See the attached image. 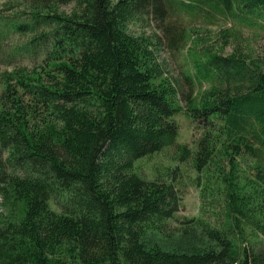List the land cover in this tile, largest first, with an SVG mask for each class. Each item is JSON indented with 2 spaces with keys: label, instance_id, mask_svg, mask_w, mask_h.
Listing matches in <instances>:
<instances>
[{
  "label": "trees",
  "instance_id": "trees-1",
  "mask_svg": "<svg viewBox=\"0 0 264 264\" xmlns=\"http://www.w3.org/2000/svg\"><path fill=\"white\" fill-rule=\"evenodd\" d=\"M173 7L264 30V0L1 2L0 197L18 215L0 223V264H264V59L194 41L181 92L157 54L192 39L165 23ZM179 112L200 136L175 155L193 159L201 209L219 206L212 248L148 235L179 210L180 176L135 162L175 145Z\"/></svg>",
  "mask_w": 264,
  "mask_h": 264
},
{
  "label": "rangeland",
  "instance_id": "rangeland-1",
  "mask_svg": "<svg viewBox=\"0 0 264 264\" xmlns=\"http://www.w3.org/2000/svg\"><path fill=\"white\" fill-rule=\"evenodd\" d=\"M2 1L0 0V5ZM71 7L72 5L69 4L60 7V9L68 12ZM175 8L173 7L168 21L165 20V23L169 22L173 31L189 29L192 39H189L187 45L180 50L173 49L163 43L160 45L157 54L158 60L163 63L165 72L168 76L176 79L181 92L188 93L190 91V85L185 80L184 74L188 71L186 49L194 48V41H198L195 48L214 49L222 55L238 49L247 57L264 59V30L243 28L224 17L215 18L214 23L209 24L199 17H191L186 12ZM140 26L141 24H131L130 29L140 31L142 30ZM224 29L229 32L228 38H225L221 32ZM143 30L147 34L152 32L149 27ZM156 32L159 33L160 31L156 29ZM172 118L178 126L175 145L166 147L160 152L145 156L135 162L134 170L146 179H167L175 167H177L180 176L181 205L179 210L172 218L156 225L157 228L150 230L148 235L150 240L167 247H176L186 235L199 249L212 248L215 247V244L203 236L202 232L205 226L202 223L216 225L215 214H217L219 206L213 207L212 210L214 211L201 209L199 188L195 183L196 171L193 166V159L179 161L175 155L177 145L185 144L193 150L192 156H194L197 149L194 140L198 139L200 131L194 129L191 119L184 112H179ZM241 165H244V161L241 162ZM246 173L250 174L248 167ZM17 209H14L13 205L6 199L0 197V223L6 219H15L18 215ZM185 230L188 231L185 232Z\"/></svg>",
  "mask_w": 264,
  "mask_h": 264
}]
</instances>
